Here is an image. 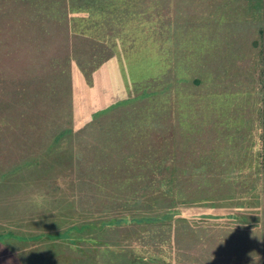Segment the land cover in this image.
<instances>
[{
    "label": "rangeland",
    "instance_id": "obj_1",
    "mask_svg": "<svg viewBox=\"0 0 264 264\" xmlns=\"http://www.w3.org/2000/svg\"><path fill=\"white\" fill-rule=\"evenodd\" d=\"M53 1L0 0V264L244 263L264 167L214 149L195 97L224 0H112L101 41Z\"/></svg>",
    "mask_w": 264,
    "mask_h": 264
},
{
    "label": "crops",
    "instance_id": "obj_2",
    "mask_svg": "<svg viewBox=\"0 0 264 264\" xmlns=\"http://www.w3.org/2000/svg\"><path fill=\"white\" fill-rule=\"evenodd\" d=\"M260 2V10H255L252 0H224V14H218L214 4L218 26L212 40L204 38L212 47L197 57L195 97L204 128L198 134H207L209 141L212 133L214 149L232 154L229 164L251 165L261 159L264 167V0ZM249 7L254 10L247 15ZM243 21L244 29L238 26ZM206 118L211 123L205 128ZM236 260L264 264V213L262 220L232 221V261Z\"/></svg>",
    "mask_w": 264,
    "mask_h": 264
},
{
    "label": "trees",
    "instance_id": "obj_3",
    "mask_svg": "<svg viewBox=\"0 0 264 264\" xmlns=\"http://www.w3.org/2000/svg\"><path fill=\"white\" fill-rule=\"evenodd\" d=\"M59 1L60 0H55V1H53V4H56ZM79 1H82V2L76 3V0H67V2H69V6H80V7H84V8L88 9V16L85 17L86 19L84 21L87 22L89 26H87V27L84 26L81 29H77L75 26H72L71 19L69 20V18H68L67 19L68 20V27H69L70 31L75 36H77V35L78 36H84V37H89L91 39H94L96 41L97 40L101 41L102 37H100V32L97 29H101L103 26H105L106 22H108L109 20H105V23H104V20L99 21L98 24L101 22L100 25H103V26L101 28H98L94 25L95 21H92V17H94L96 13H99L101 15H105V14L111 15L113 10H115V11L119 10L120 11V7L118 8V5H116L112 9L114 2H116V1L113 2L112 0H79ZM129 4H130V1H129ZM128 7L129 6H127V8ZM56 17L57 16L55 15V18ZM59 19L61 20V17ZM91 21H92V23L90 24ZM80 23H82V21ZM87 23H86V25H87ZM109 36H111V35H109ZM110 56L111 55L108 56V59ZM104 61H102V62H104ZM102 62L100 64H102ZM100 64L94 66L95 68L94 67L93 68L96 69L98 66H100Z\"/></svg>",
    "mask_w": 264,
    "mask_h": 264
}]
</instances>
